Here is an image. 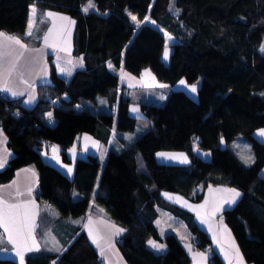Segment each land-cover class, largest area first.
Instances as JSON below:
<instances>
[{
  "label": "trees",
  "instance_id": "16d2710c",
  "mask_svg": "<svg viewBox=\"0 0 264 264\" xmlns=\"http://www.w3.org/2000/svg\"><path fill=\"white\" fill-rule=\"evenodd\" d=\"M88 0H0V30L22 34L29 6L68 14L75 20L73 53L83 66L69 79L57 74L49 59L50 81L36 86L37 101L25 106L20 98L0 97V126L13 156L0 169V183L15 170L33 164L38 173L36 199L55 207L62 216L87 211L95 204L123 227L117 245L129 264H189L190 256L172 232L160 237L154 220L159 208L185 221L194 245L207 249L209 235L193 215L163 199L173 188L178 194L199 199L201 185L224 184L241 195L222 211L247 261L264 264V142L254 131L264 128V0H93L97 10L83 12ZM150 16L176 40L169 62L161 60L165 35L156 26L140 23ZM138 75L149 66L171 87L180 79L198 84L196 95L171 89L162 103L142 102L141 116L128 112L130 99L119 95L118 75L108 66ZM105 96L113 111H97L98 96ZM59 102L54 104L52 98ZM51 112L49 118L47 113ZM113 124L118 131H144L124 149H110L103 163L94 154L77 157L72 178L44 161L50 146L66 150L83 132L106 141ZM249 143L248 156L237 154L234 143ZM50 145V146H49ZM196 149L210 153L203 159ZM158 150H182L189 163L158 162ZM248 160L246 163L245 161ZM73 191L77 192L74 196ZM72 239L60 252L43 248L26 254L25 264H102L84 230L75 227ZM160 239L164 251L149 246ZM210 264H225L211 251ZM0 264H18L0 257Z\"/></svg>",
  "mask_w": 264,
  "mask_h": 264
},
{
  "label": "crops",
  "instance_id": "0c3cea01",
  "mask_svg": "<svg viewBox=\"0 0 264 264\" xmlns=\"http://www.w3.org/2000/svg\"><path fill=\"white\" fill-rule=\"evenodd\" d=\"M33 9L35 10L34 14ZM48 13L55 15L49 17ZM61 17H67L68 19L64 20ZM30 20L33 27L32 35L28 36L26 33ZM74 25L75 20L68 14L41 8L32 3L29 6L27 24L22 34L0 30V32L8 36L20 38L26 45V48H20L19 45L12 43L9 49L11 55L0 61V72H3L5 68L9 67V60H16L19 53H23L16 60L15 70L12 71L11 75L9 76L5 73L0 77V86H3L6 81L7 86L12 91L23 93V95L14 97L10 92H3L5 96L20 98L22 104L32 106L37 101L36 86L50 81L49 59L53 62L57 74L64 79H69L76 69L83 66L82 55L73 53ZM49 29H52L51 34L48 36V45H52L51 47L46 45L43 39L44 35L48 34ZM37 49L39 51H36ZM109 65L118 75L121 86L119 95L122 97L127 96L126 93L129 87H140L143 85L140 73L136 75L121 67L114 68L111 62H108ZM61 69L65 71L62 72ZM69 70L71 71L70 76L67 75ZM181 80L184 81V79H180L172 88L184 89L190 96L197 98L196 92L191 91V86L195 85L197 89L198 84L191 85L186 82L181 84ZM30 97H34V99L31 103H26ZM128 97L130 99V96ZM101 102H105L106 109L104 111L114 110L115 105L111 104L105 96L102 97ZM97 105L98 103L95 104V108L100 111ZM261 129L264 128L255 130L254 136L264 142V136L259 135ZM108 130L109 134L106 141H101L86 132L79 134L73 144L66 150L69 159L67 162L62 160L60 148L55 145L50 146L42 154V157L44 161L55 166L67 177L72 178L77 157H86L89 154H94L103 163L110 149L120 151L131 143L137 135L142 133L140 129L136 128L133 131H129V133L127 131H118L115 129V124ZM237 142L236 145L238 147ZM54 147L55 151L53 150ZM161 153L166 155H159ZM196 153L203 159L210 158L209 151L196 149ZM12 156L13 151L7 146V136L0 126V158L6 157L8 162ZM155 158L158 162L166 164L186 165L190 161L187 153L182 150H158L155 152ZM185 159L186 162H184ZM69 168L72 169L71 173L68 172ZM229 189L238 191L236 188L224 184H209L205 187L198 185L193 192H202V194L196 200L178 194L173 188H168L161 192L163 199L191 213L197 224L209 235V249L196 247L185 221L170 211L159 208L154 224L160 237H163L168 232L174 233L181 240L183 247L190 256L189 264H210L209 254L211 251L217 252L225 264H253L244 258L233 232L222 218V211L235 204L229 205L225 203L232 195L228 191ZM38 191V173L33 164L17 168L10 180L0 183V196L6 201V205L0 207H3L5 212L9 214V219L6 222L12 235V242H9L8 233L5 232L3 226H0V257H12L20 264L17 251H21L25 257L30 252L27 250L29 247L38 248L39 250L43 248L59 249L60 252L65 248L68 241L72 239L73 236L71 235H73L75 227H79L80 230L85 231L88 239L97 249L102 264H129L117 245L120 235L115 239H104L103 230H98L99 222H103L102 219H111L107 217L102 208L95 204L93 195L90 198L89 208L85 213L78 216H62L52 205L40 203L36 199ZM74 192L77 195V192L73 191V194ZM7 205H20V207L9 209ZM89 221L91 222L89 223ZM111 221L114 222L113 220ZM93 239L96 240V243L92 242ZM149 241H154L158 245H163V247L160 249L153 248ZM147 242L155 250L164 251L166 249L165 243L160 239L149 238ZM237 248L239 249V257H242V260L237 256ZM102 250L103 255H101ZM200 253H204L207 259L202 258L199 255Z\"/></svg>",
  "mask_w": 264,
  "mask_h": 264
},
{
  "label": "rangeland",
  "instance_id": "374dc122",
  "mask_svg": "<svg viewBox=\"0 0 264 264\" xmlns=\"http://www.w3.org/2000/svg\"><path fill=\"white\" fill-rule=\"evenodd\" d=\"M115 1L119 5H124V4H126V2L128 0H115ZM87 3H88V1H86L83 4L82 10H83V7L87 5ZM94 5H95V3H94ZM90 10H97L96 5L94 8L89 9V11ZM131 16H133V14H131ZM147 17L149 19L147 21H145V19L143 18L142 23H149V24L156 26L165 35V46H164L162 54H161V60L165 64H168L170 53L172 51L171 43H173L176 39L168 31H166L158 23H156L150 16L147 15ZM153 21L155 23H152ZM134 23H136V22H134ZM169 37H171V39H169ZM262 45H264V36H263V38L259 44V50L260 51H261ZM166 49L168 51L167 59H165V55H164ZM262 53H264V52H262ZM140 77L142 79L143 85L140 87H137V86L129 87L128 92L126 93L127 96H130V103L128 106V112L130 115L136 116V117L140 116V114H141L140 104L142 102L162 103L164 101L165 96L168 94V91H170L171 89H174L168 83L159 80L149 66L144 67L141 70ZM159 85H166V87H160ZM102 97L103 96L100 95L97 98V103H98L97 108L100 111H104L106 109L105 102H101ZM161 97H163V99ZM133 108L137 109V111L133 112L132 111ZM136 129H138V130L140 129L141 132H143V130H144V128L141 126H137ZM127 133H129V131H127ZM236 142L234 143V147H235L237 154L245 159V157L248 156V153H249V149H250L249 143L240 139L237 142V144H238V147H237ZM247 151H248V153H246ZM74 196H76L75 192H74ZM102 221L103 222H99L98 230H100V229L103 230L104 236H105L104 239H111V238L115 239L116 237H118L119 235L122 234L123 231L120 232L119 234H116L117 229H123L121 225L117 224L116 222H112L111 220H107V219H102Z\"/></svg>",
  "mask_w": 264,
  "mask_h": 264
},
{
  "label": "snow or ice",
  "instance_id": "6c2138e0",
  "mask_svg": "<svg viewBox=\"0 0 264 264\" xmlns=\"http://www.w3.org/2000/svg\"><path fill=\"white\" fill-rule=\"evenodd\" d=\"M94 7H95V5L93 3V0H88L87 5L83 7V11L85 13H87L89 11V9H92ZM34 13H35V10L33 9V14ZM47 15L49 17H51V16H54L55 14L48 13ZM61 19L67 20L68 18L67 17H61ZM131 19L134 22H136L137 26H139V24L142 23V21H138L137 20L136 16H131ZM144 19H145V21H147L149 18L146 16ZM72 23H74V21H72ZM152 23H155V22L153 21ZM32 27H33L32 21L30 20L29 21V24H28V31H27L26 35H28V36H31L32 35ZM51 31H52V29H49L48 30V34H45L44 37H43L44 42H45L46 45H48V36H49V34H51ZM0 38H2V39H0V61H3L5 59V57H8V56L11 55L9 49H10L12 43H14L16 45H19L20 48H26V45L18 37L8 36L5 33L0 32ZM169 39H171V37H169ZM48 46L51 47L52 45H48ZM36 51H39V50L37 49ZM261 51L264 52V45L261 46ZM19 55H23V53L21 52V53H19ZM19 55L16 57V60L19 59ZM164 55H165V59H167V57H168V51H167V49L165 50V54ZM16 60H9L8 61L9 67L5 68L3 72H0V77H2L5 73L7 75H9V76L11 75L12 71L15 70ZM69 63H70V61H69ZM109 67H111V65H109ZM61 71L63 72L65 70L64 69H61ZM67 75H69V76L71 75V71L70 70L67 71ZM180 83L181 84H185V81L181 80ZM159 86L160 87H166V85H159ZM196 90H197L196 89V86L195 85H192L191 86V91L192 92H196ZM0 92H10L11 95L14 96V97L15 96H18V95H23V93H18V92L12 91V89L7 86L6 81L3 84V86H0ZM161 98L163 99V97H161ZM33 99H34V97H30L29 100L26 103H31ZM53 103H55V102H53ZM132 111L135 112V111H137V109L133 108ZM47 116L49 118H51L52 117V113L51 112L47 113ZM259 135L260 136H264V129H261L260 130ZM86 139H88V138L86 137ZM129 139H131V137H129ZM53 150L55 151V147H54ZM159 155H166V154L161 153ZM169 158H172V157H169ZM248 159H250V158H248ZM6 162H7L6 157L0 158V168L4 167V165L6 164ZM184 162H186V159H185ZM245 162L247 163L248 160H246ZM71 171H72V169L69 168L68 169V172L71 173ZM228 191L231 192L232 195H231V198L229 200H226L225 201V203H227V204L230 205V204H233V203L236 202V199L241 195V193L238 192V191H236L235 189H229ZM3 205H6V201L3 199L2 196H0V206H3ZM7 207L9 209H11V208H18V207H20V205H7ZM7 219H9V214L5 212V210H4L3 207H0V226H3L4 227L5 232L8 233V240H9V242H12L11 231L9 230L8 225H7V222H6ZM90 222L91 221H89V223ZM122 231H124V230L123 229H117L116 234H119ZM89 235H91V233H89ZM92 242L93 243H96V240L93 239ZM149 244L153 248H156V249H160V248L163 247V245H158L154 241H149ZM97 246H99V245H97ZM27 250L28 251H33V250L39 251L38 248L33 249L31 247H29ZM51 250L52 249H49V251H51ZM56 250L59 251V249H56ZM236 253H237L238 258L240 260H242V257H239V249L238 248L236 249ZM101 255H103V250L101 251ZM199 255L202 258L207 259V257L205 256L204 253H200ZM17 256H19V258H20V264H25V257H24V255H23V253L21 251H17ZM53 264H55V261L53 262Z\"/></svg>",
  "mask_w": 264,
  "mask_h": 264
},
{
  "label": "built area",
  "instance_id": "2783aa9c",
  "mask_svg": "<svg viewBox=\"0 0 264 264\" xmlns=\"http://www.w3.org/2000/svg\"><path fill=\"white\" fill-rule=\"evenodd\" d=\"M0 97H6V96H5V94L3 92H0ZM52 102H55L54 104H57L59 102V100H58L57 97H53L52 98ZM208 249H209V246H208Z\"/></svg>",
  "mask_w": 264,
  "mask_h": 264
},
{
  "label": "water",
  "instance_id": "95a60500",
  "mask_svg": "<svg viewBox=\"0 0 264 264\" xmlns=\"http://www.w3.org/2000/svg\"><path fill=\"white\" fill-rule=\"evenodd\" d=\"M258 176H259L262 180H264V165H263V167L259 170V172H258Z\"/></svg>",
  "mask_w": 264,
  "mask_h": 264
}]
</instances>
